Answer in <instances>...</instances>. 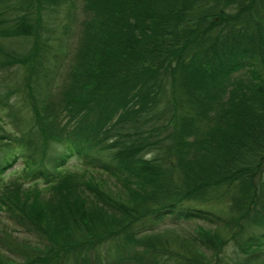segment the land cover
Here are the masks:
<instances>
[{
  "label": "trees",
  "instance_id": "trees-1",
  "mask_svg": "<svg viewBox=\"0 0 264 264\" xmlns=\"http://www.w3.org/2000/svg\"><path fill=\"white\" fill-rule=\"evenodd\" d=\"M0 264H264V0H0Z\"/></svg>",
  "mask_w": 264,
  "mask_h": 264
},
{
  "label": "rangeland",
  "instance_id": "rangeland-1",
  "mask_svg": "<svg viewBox=\"0 0 264 264\" xmlns=\"http://www.w3.org/2000/svg\"><path fill=\"white\" fill-rule=\"evenodd\" d=\"M77 159L76 158H73V159H70L68 161V163L71 165V164H74V163H77ZM203 224V226H206L208 225L206 222H201ZM194 224H176V221L174 219H171V218H165L163 220H159L157 222H155L154 224H145V225H141L139 226L138 228H144L145 230H143V233H149V232H156V231H161V230H164V229H168V228H173V229H178L179 227H186L189 228L188 226H193Z\"/></svg>",
  "mask_w": 264,
  "mask_h": 264
}]
</instances>
